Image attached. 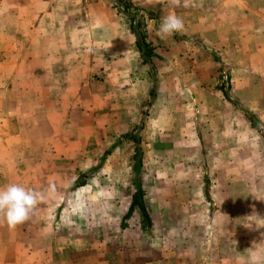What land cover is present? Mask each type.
Wrapping results in <instances>:
<instances>
[{"label": "rangeland", "instance_id": "1", "mask_svg": "<svg viewBox=\"0 0 264 264\" xmlns=\"http://www.w3.org/2000/svg\"><path fill=\"white\" fill-rule=\"evenodd\" d=\"M129 2L0 0V187L44 196L6 264H264V55L222 0Z\"/></svg>", "mask_w": 264, "mask_h": 264}, {"label": "clouds", "instance_id": "2", "mask_svg": "<svg viewBox=\"0 0 264 264\" xmlns=\"http://www.w3.org/2000/svg\"><path fill=\"white\" fill-rule=\"evenodd\" d=\"M175 3L180 6V0H175ZM184 6H188L187 0H185ZM184 29L183 19L177 15L169 14L161 20L156 34L161 39H166L175 34H182ZM43 198L42 192L27 188L22 184L11 183L0 187V220L6 221L11 228L24 224L35 214L37 206ZM245 226L250 228L251 224L248 223ZM262 226L264 225H257V227Z\"/></svg>", "mask_w": 264, "mask_h": 264}, {"label": "crops", "instance_id": "3", "mask_svg": "<svg viewBox=\"0 0 264 264\" xmlns=\"http://www.w3.org/2000/svg\"><path fill=\"white\" fill-rule=\"evenodd\" d=\"M216 6H220L219 11L217 10L221 15H217L220 21H223L229 30L234 28L239 33L241 44L244 39H253L255 43L246 44L247 48L254 47L257 55H264V0H222V5L217 3ZM262 64L257 69L264 73V58ZM1 224L0 227H7V223ZM6 246L7 240L0 237V248ZM7 256L4 250L0 251V264H6Z\"/></svg>", "mask_w": 264, "mask_h": 264}, {"label": "trees", "instance_id": "4", "mask_svg": "<svg viewBox=\"0 0 264 264\" xmlns=\"http://www.w3.org/2000/svg\"><path fill=\"white\" fill-rule=\"evenodd\" d=\"M119 2H121L123 4L124 7H128L130 5L129 0H118ZM132 19V18H131ZM133 24L131 23V30L133 31ZM142 39H145V36L143 34H141ZM137 47L138 49L143 53H148L150 54L152 52V49L150 48L149 44L147 43H139L137 42ZM223 89V88H221ZM153 90H151L152 93ZM224 93H226L224 90H222ZM253 127H255V124L252 123ZM124 137L129 138L133 141H138V139L135 137V135L132 134H128L125 135ZM136 154V153H135ZM82 185V184H81ZM143 195H144V191L142 189L137 190L133 196H132V201L127 209V212L125 214V216H129L130 214H132V212L138 208V210L140 211L141 214V221L143 222V224H146V226H148L150 224V220H149V214L146 210L145 207V203H144V199H143Z\"/></svg>", "mask_w": 264, "mask_h": 264}]
</instances>
